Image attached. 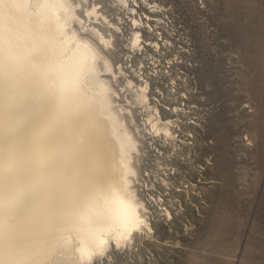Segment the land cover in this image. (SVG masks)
Returning a JSON list of instances; mask_svg holds the SVG:
<instances>
[{"label": "bare ground", "instance_id": "bare-ground-1", "mask_svg": "<svg viewBox=\"0 0 264 264\" xmlns=\"http://www.w3.org/2000/svg\"><path fill=\"white\" fill-rule=\"evenodd\" d=\"M140 2L0 0V264H95L154 237L141 164L179 136L132 64Z\"/></svg>", "mask_w": 264, "mask_h": 264}, {"label": "rangeland", "instance_id": "rangeland-1", "mask_svg": "<svg viewBox=\"0 0 264 264\" xmlns=\"http://www.w3.org/2000/svg\"><path fill=\"white\" fill-rule=\"evenodd\" d=\"M140 4L132 64L178 146L158 139L141 164L154 237L95 264H264V0Z\"/></svg>", "mask_w": 264, "mask_h": 264}, {"label": "snow or ice", "instance_id": "snow-or-ice-1", "mask_svg": "<svg viewBox=\"0 0 264 264\" xmlns=\"http://www.w3.org/2000/svg\"><path fill=\"white\" fill-rule=\"evenodd\" d=\"M112 48H113V45H111V44L107 45V49H108L109 51H105V55H108L109 52H110V50H111ZM133 228H134L135 230H138V227H137L135 224H133ZM115 247H116V248H119L120 246L117 244ZM109 255H111V254H109ZM104 264H108V258H107V257L105 258V262H104ZM117 264H118V262H117Z\"/></svg>", "mask_w": 264, "mask_h": 264}]
</instances>
